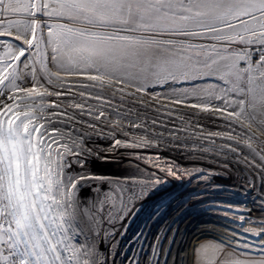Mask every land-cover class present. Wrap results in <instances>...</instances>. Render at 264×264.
<instances>
[{
  "label": "snow or ice",
  "instance_id": "1",
  "mask_svg": "<svg viewBox=\"0 0 264 264\" xmlns=\"http://www.w3.org/2000/svg\"><path fill=\"white\" fill-rule=\"evenodd\" d=\"M92 136L264 177V0H0V264H95L65 179Z\"/></svg>",
  "mask_w": 264,
  "mask_h": 264
},
{
  "label": "rangeland",
  "instance_id": "2",
  "mask_svg": "<svg viewBox=\"0 0 264 264\" xmlns=\"http://www.w3.org/2000/svg\"><path fill=\"white\" fill-rule=\"evenodd\" d=\"M85 143L91 151L81 156L79 162L70 159L66 163L65 179L78 180L75 189V197L77 196L75 201V224L78 229L83 231L84 235L78 236L77 242H82L85 237L88 240L97 239V246H94L95 264H124L123 258L127 250V241L133 233L139 230L141 223L146 220L147 216H150V213H155L158 208L174 198L185 184L198 183L219 188L220 192H226L234 200L245 197V201L248 202L244 205L250 211H246L247 217L243 215L232 219L241 222V224L234 223L233 225H244L242 227L243 232L250 230L246 233L259 241L245 238L248 241L243 242L241 239L239 241L210 233L205 234L200 237L201 239L192 248L190 254H187L184 264H201L200 253L202 250L212 252L217 248L225 256L237 255L251 260L264 258V243H261V240L264 241V177L261 175L257 177L248 173L241 167L242 165L238 164L231 153L226 156L203 153L194 150L193 145L184 147L185 150H179L180 143L177 146H172L179 147L178 149L172 148L171 145L138 147L133 144L114 148L110 137L97 136H92ZM91 156L94 159H99L97 165L90 163ZM107 156H116L117 158H112V160ZM132 159H135L136 163ZM106 162L114 164L109 166V169L105 165ZM107 165L109 164L107 163ZM115 168L124 171L122 170L121 173L116 175ZM80 177H85V179H79ZM108 177L121 178L131 183L134 194L131 200L137 207L135 214L133 216L131 214L129 217V220H131L130 226L128 225L129 227L126 228L127 230L122 239L119 240L117 237L115 238V235L104 240V233L107 231L105 224L109 217L105 216L108 205L104 206L102 212L97 211V207L106 199V196H103L105 190L96 181H89L94 178L101 180V183L102 180L105 182L104 179ZM82 180H84L83 184ZM118 184L117 182L116 185ZM123 184L121 183L119 186H123ZM97 186L99 187L97 188ZM135 187L138 189V193L133 190L136 189ZM92 190L93 193H91ZM221 198H224V196ZM93 220L94 227L92 225ZM227 225L225 224V226ZM111 229L110 231H113L114 228ZM237 230L241 229L237 228ZM259 232H262V234ZM239 235L244 238L243 235ZM89 243L93 244L95 241H89ZM168 264H174V261L169 260Z\"/></svg>",
  "mask_w": 264,
  "mask_h": 264
},
{
  "label": "bare ground",
  "instance_id": "3",
  "mask_svg": "<svg viewBox=\"0 0 264 264\" xmlns=\"http://www.w3.org/2000/svg\"><path fill=\"white\" fill-rule=\"evenodd\" d=\"M179 143L181 145L180 148L171 147L185 150L184 147L193 145L191 140H183ZM107 157L111 159L117 158L116 156ZM90 158L92 165L99 163L98 158L94 159L92 156ZM235 159L248 173L257 177L260 176L255 169L249 167L242 160L236 157ZM133 161L135 162V159ZM113 164L110 162L105 163L109 169V166H113ZM115 170V174L117 175L123 169L115 168ZM104 180L105 182L102 180L100 183L101 180L91 178L89 181H96V183H99V186L100 184L102 185L101 188L105 190L106 194H103V196L112 197L113 193H115L112 198L114 203L107 204L108 209L105 216L109 217L105 224L107 231L104 233V240L112 235H115V238L117 237L119 240L122 239L123 234L127 230L126 228L130 226L131 220H129V217L131 214L133 216L137 210L136 204H133L131 200L134 194L131 183L121 178L108 177ZM110 181L113 183H110ZM117 182L119 183L118 185H116ZM121 183H124L123 186H119ZM133 190L138 193L137 188ZM131 191L132 193H130ZM91 193H93V190ZM228 195L226 192H220L219 188L210 187L207 184H185L182 190L176 193L174 198L158 208L155 213H150V216H147L146 220L141 223L139 230L129 238L127 241V250L123 258L124 264H168L169 260L174 261V264H184L187 254H190L192 248L197 245L196 243L201 239L200 237L209 233L230 239H241L243 242L248 241L245 238L259 241L257 238H252L250 234L246 233L250 230L243 232L242 227L244 225H233L234 223L241 224V222H236L232 219L242 217L243 215L247 217L246 211L250 210L244 204L248 201H245V197H239L234 200ZM222 196L224 198H221ZM76 197H74V207L76 206ZM225 224H228V227ZM92 225L94 227V220ZM111 228H114L113 231H110ZM237 228H240L242 231L237 230ZM116 231L117 233H115ZM238 233L243 235L244 238ZM259 233L262 234V232ZM89 241H95V243L91 244L93 248L97 246V239ZM261 243H264V241L261 240Z\"/></svg>",
  "mask_w": 264,
  "mask_h": 264
}]
</instances>
